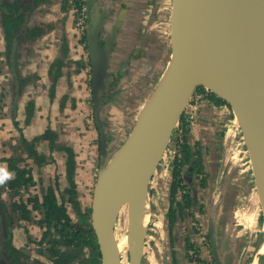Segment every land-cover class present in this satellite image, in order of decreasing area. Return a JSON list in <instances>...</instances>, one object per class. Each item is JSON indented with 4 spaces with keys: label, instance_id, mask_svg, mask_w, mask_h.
Listing matches in <instances>:
<instances>
[{
    "label": "water",
    "instance_id": "1",
    "mask_svg": "<svg viewBox=\"0 0 264 264\" xmlns=\"http://www.w3.org/2000/svg\"><path fill=\"white\" fill-rule=\"evenodd\" d=\"M86 4L89 17L87 53L101 156L90 223L100 264H122L114 239V226L123 206H127L128 213L131 212L128 227L136 241L129 247L127 264L143 263L148 226L139 227L132 209L143 195L149 199V183L199 87L224 101L236 120L249 157L264 223V79L245 82L238 66L244 61L243 55H248L251 60L258 59L252 54L259 52L262 55L263 41H249L246 50L251 53L238 52L234 59L235 45L247 24L264 26V0H171L170 59L140 107L129 134L112 152L101 125V108L107 103L104 94L109 89V55L115 40L103 38L104 45H99V35L102 28L105 29L107 16L103 13L95 15L98 9L95 0H86ZM126 65L124 62L122 68ZM209 234L216 264H231V261L233 264L234 253L226 254L221 262L212 223ZM4 240L5 230L0 216V262L11 264L4 254ZM226 242L224 238V244ZM225 250L229 253L227 246ZM169 263L167 253L165 264Z\"/></svg>",
    "mask_w": 264,
    "mask_h": 264
},
{
    "label": "crops",
    "instance_id": "2",
    "mask_svg": "<svg viewBox=\"0 0 264 264\" xmlns=\"http://www.w3.org/2000/svg\"><path fill=\"white\" fill-rule=\"evenodd\" d=\"M96 6L98 9L95 14L103 13L107 14L108 17L113 14L112 10L106 8L109 7L107 0H99ZM27 27H41L42 34L33 40L20 43L13 55L9 56V119H3L0 122V125L4 124L6 126L9 124V154L5 158L17 155L14 152V147H18L17 143L21 134L27 140H32L49 127L57 135L56 144L69 146L75 153V182L77 183L78 200L81 201L82 192L85 197H88L89 189L94 185L95 178L93 176H95L98 169V156L95 150L96 133L95 129L90 125L92 116L90 115L91 93L88 88L89 73H87L88 66H86L87 54L77 41L73 12L68 7L64 10L62 9V0H45L39 4L29 16ZM157 31L159 32V30ZM0 40L1 54V49L4 48L3 37ZM56 74L59 75V79L51 99L50 91L53 77ZM29 103L33 104V112L30 119L27 115ZM192 104H195L197 109V123L195 130L189 134V145L193 148L195 139L200 142L203 163L208 172L209 167L207 165L209 160L206 156V149L210 148L212 150L210 154L217 153L216 149L220 147L221 143L222 128L227 126L231 113L225 105L217 106L211 104L207 99L193 102ZM15 123L18 124L21 133L14 127ZM230 134L232 133L228 130L227 135ZM40 148L43 149L44 155L47 154L45 156H52V163H55V167L44 165L34 169L35 167L30 163L35 185L29 191L33 195H39L40 186H42L40 182L43 183V188L45 186L48 187L49 182L55 176L58 178L59 185L68 186L65 153L54 151L49 155L48 143L45 141L39 143L37 148V151L42 153ZM213 163L217 164L218 160L213 161ZM7 168V164L0 161V169L7 170ZM164 173L166 174L167 172L156 173L157 179L154 180L157 183H162ZM35 174L38 176L35 177ZM165 183H167L168 203L162 204L159 202V205H156L151 210L149 207L150 220L152 221L154 217L157 221L165 224H159L157 228L158 231L156 233L161 240L157 241L152 237L150 242L146 241L142 264H165L167 253L169 254L170 264H175L173 261L174 252H177L176 260L178 263L181 262L179 258L182 251V248H180L182 246L181 235H184V232L183 234L180 232L176 242H173L171 236L172 228H170L169 219L167 218V214L171 210L169 188L171 180H169V184L167 181ZM197 194H193L194 205L191 208L196 220H201L204 217L201 223H203V228H206V230L208 229L209 220H214L215 228L217 229V218L221 217L222 212L221 202L211 201L209 203L208 200H203L205 208L204 212H201L200 203L202 201L196 199ZM174 203H176L174 207L176 214L181 215L178 211L177 202ZM178 219L179 222L175 223L173 230L176 226L180 230L186 228L194 230L193 224L195 221L191 223V216L188 210H183L182 216L178 217ZM173 234H175V231ZM13 235V243L16 247L14 232ZM202 250V257L208 262L210 257L206 247L202 248ZM259 256L256 255V259ZM256 259L253 264H255Z\"/></svg>",
    "mask_w": 264,
    "mask_h": 264
},
{
    "label": "rangeland",
    "instance_id": "3",
    "mask_svg": "<svg viewBox=\"0 0 264 264\" xmlns=\"http://www.w3.org/2000/svg\"><path fill=\"white\" fill-rule=\"evenodd\" d=\"M144 1V3H142ZM104 2V1H102ZM109 3V7L107 9L112 10L111 17H107V21L105 22V29H103L102 36L104 40H115V43L112 46V50L109 55V63L110 70L108 76V82L113 80L112 76L117 74V70L120 72L121 79L118 81L116 86V90L119 92L114 98H111L108 103L102 106L101 108V125L104 129V135L107 137L108 149L110 152L120 144V142L129 134L132 129L136 116L140 110V107L145 102L146 98L151 93L155 84L159 80L162 75L168 59L171 56V29H170V10H171V0H107ZM142 5V6H141ZM105 8V5H104ZM115 9V10H114ZM105 13V9H104ZM96 15V14H95ZM159 30V32L157 31ZM169 30V37H168ZM3 37L2 30L0 28V39ZM170 39V40H169ZM82 42L85 43L84 38H82ZM1 44V40H0ZM2 50V49H1ZM3 55V51L1 53ZM0 54V122L1 120L9 119V59L2 56ZM127 62V65L122 68L123 63ZM88 62L86 63V66ZM88 68V67H87ZM123 70V76L121 75ZM116 72V73H115ZM112 73V74H111ZM110 74L112 76H110ZM110 87V86H109ZM109 91V89L107 90ZM105 90V96L109 98V94ZM117 93V92H116ZM202 97L199 95V92L195 93L193 99L191 101V105L184 112L183 116L185 118L194 117L197 111L195 104L193 102H199L202 100H206L207 98L198 99ZM211 104H213L209 99H207ZM92 99L90 102V115L92 116L90 119V125L95 129L96 137H95V150L98 156V169L100 164V144H99V133L94 120L93 115V106ZM137 107V108H135ZM226 107V106H225ZM8 110L6 113L5 111ZM229 112L230 109L228 108ZM231 114L230 123L226 126L227 128H234L236 125V120ZM9 121V120H8ZM8 126V127H7ZM15 127V126H14ZM226 127L221 131L220 139L224 138L223 131L227 133ZM16 128V127H15ZM223 136V137H222ZM226 138V134H225ZM224 138V139H225ZM39 144H37V148ZM41 151L43 150L40 148ZM46 150V149H45ZM225 152V150H224ZM229 155V152L225 154ZM9 154V124L0 125V157L5 158ZM43 154V151L42 153ZM51 152L49 151V155ZM170 153L166 151L164 159L160 163V167L158 171L155 172L151 182L149 183V191L151 192L149 201L150 210L153 209L156 205L160 203H168L167 198V183L165 173L163 174V182H156L157 179L156 173H160L163 165L169 159ZM47 155V154H45ZM248 159V155H245ZM50 157V156H49ZM49 157L46 156L47 159ZM224 157V156H223ZM222 157V158H223ZM30 161V162H29ZM2 163L7 164L5 161ZM30 163L35 167L34 169H38L42 166H37L33 160L27 159L26 164L28 168L32 170L30 167ZM227 163V162H226ZM230 165V163H228ZM235 165L229 167V174L231 172L232 175H228L230 180L227 179V182L230 183L231 186L237 189L238 196L242 197L241 204L237 207L234 214L229 217V222H232V225L228 226L227 231L223 232L228 234L229 227L232 226L233 238H231L232 244L230 245V241L227 240L222 247L227 246V252L220 253L221 259L224 260V256L226 254L230 255V253H234L239 255L242 253L245 254L244 260L247 258V254L250 255V260L256 259V248L260 245V243L264 239V223L262 220V208L259 204V200L257 198L255 184L252 175L245 171L244 169L247 167L249 163L245 166L241 165V163H233ZM45 165L54 166L55 163H47ZM4 166V165H3ZM22 166V165H21ZM44 166V165H43ZM224 166L222 164L221 168ZM232 167V168H231ZM53 168V167H52ZM95 173L93 178H96L98 174ZM32 173V172H31ZM234 175V176H233ZM38 176L37 174L34 175ZM33 177V176H32ZM155 177V178H154ZM155 179V180H154ZM34 180V179H33ZM67 180V178H66ZM42 181V180H41ZM47 181V180H45ZM53 181V180H52ZM49 182V185L52 183ZM75 181V176H74ZM44 182V180H43ZM68 182V181H67ZM228 183V186H230ZM75 184H77L75 182ZM40 190L38 198H42L46 190L43 188V183L40 182ZM69 185V183L67 184ZM62 186V187H61ZM68 186L59 185L58 190L55 189V194L57 199H60V194L62 190L66 189ZM77 190V185H76ZM88 197H85L82 192V200L81 208L86 211V209H90L91 206V193L93 191V187L89 189ZM224 190V188H222ZM227 190V188H226ZM82 191V189H81ZM78 193V191H77ZM216 195V194H215ZM214 195V198H215ZM2 199L6 203L8 208L9 206V192L5 190L2 192ZM39 198V200H41ZM67 210L72 217V220L76 222L77 217L74 213L70 204H65ZM159 208V207H158ZM133 210V209H132ZM159 210V209H158ZM131 213V212H130ZM130 213H128L127 206H123L118 214L117 221L114 226L115 237L117 240L120 237L129 231L128 227V219H130ZM133 213V212H132ZM34 221L41 219V215L34 211L32 213ZM15 218V216H13ZM135 218V217H134ZM16 226L13 230L15 233L14 241L17 249L24 251L31 258H36L44 262L45 264H51L45 257L41 256L38 253L37 241L41 239L43 229H40L34 222H15ZM148 228H147V237L146 241L150 242L152 237L155 240L160 241L161 238L158 237L157 231L159 224L165 225L163 222L157 221L156 218H152L150 220V216L148 219ZM199 230H202L203 226L197 224ZM175 233L178 231L179 233L182 231L178 229L176 226L173 230ZM195 232V230H194ZM198 233V232H195ZM178 235V233H177ZM176 235V237H177ZM223 239V238H222ZM146 248V247H145ZM147 250H149L147 248ZM86 251V250H85ZM226 251V250H225ZM129 252V247H123L120 251L122 257V264H127V255ZM227 255V256H228ZM253 257V258H252ZM247 258V259H249ZM249 260V261H250ZM257 264H264V254L260 255L258 259H256ZM146 262V260H145ZM170 264V263H169ZM233 264H237L234 262ZM253 264V263H252Z\"/></svg>",
    "mask_w": 264,
    "mask_h": 264
},
{
    "label": "trees",
    "instance_id": "4",
    "mask_svg": "<svg viewBox=\"0 0 264 264\" xmlns=\"http://www.w3.org/2000/svg\"><path fill=\"white\" fill-rule=\"evenodd\" d=\"M45 0H13L6 2L0 0V27L2 29L3 39L5 43V55L9 59L20 43L33 40L39 37L42 29L39 27H27V20L30 14L43 3ZM68 0H63L66 6ZM73 1V0H72ZM59 65V64H58ZM59 75L53 77V85L51 86V96L54 90L55 82ZM201 89L199 87L197 90ZM208 98L217 105L222 106L226 103L217 98L213 94H208ZM33 112V104L27 106V115L30 117ZM28 123V121H26ZM18 131V124H14ZM48 142L49 151H61L65 153L66 178L69 183L68 187L62 190L60 201L55 194L58 190L59 183L57 176L54 177L52 183L46 188L41 200L37 195L28 193L24 199L19 194V190L24 188L28 190L35 185L31 175V169L26 164L27 159L33 160L37 166H43L53 162L50 155L49 159L44 154L37 151V144L40 142ZM18 147H14L17 154L13 157L1 158L0 161L7 163L8 172L13 174V178L4 183H0V216L5 230L4 254L11 264H45L41 260L31 258L24 251L15 248L12 245V231L16 226L12 215L15 216L17 222H34L40 229H43L41 239L36 242L38 253L45 257L51 264H100V255L96 238L91 228L90 210L81 211L80 203L77 199L76 184L74 181L76 162L73 150L64 145L56 144V135L51 129L32 140H27L21 134L18 140ZM189 147L184 146V163L189 164L194 170L196 169V161L189 162L191 157H195V153H190ZM25 155V157H23ZM22 165V166H21ZM181 163L175 162L172 169L173 183L171 185L170 197L171 203L174 201L173 196L181 183L180 169ZM7 189L11 196V203L8 208L1 199L2 192ZM188 199V197H186ZM183 200V198H182ZM65 203L71 205L77 220L74 222L67 212ZM173 204L167 214L170 228L173 227L176 220L172 212ZM178 209L179 206H177ZM184 207V205H183ZM37 211L41 215V219L34 221L32 213ZM180 212V211H179ZM12 215H11V214ZM86 250V251H85ZM0 264H2L0 262Z\"/></svg>",
    "mask_w": 264,
    "mask_h": 264
},
{
    "label": "flooded vegetation",
    "instance_id": "5",
    "mask_svg": "<svg viewBox=\"0 0 264 264\" xmlns=\"http://www.w3.org/2000/svg\"><path fill=\"white\" fill-rule=\"evenodd\" d=\"M4 1L12 2L13 0L12 1L4 0ZM95 1H96V3H98L99 0H95ZM67 7L70 8L71 11L73 12V23H74V29H75L76 35H77V41L85 49V52H86L87 58H88V53H87L88 52V49H87L88 29L87 28H88V24H89V17H88V13H87L86 0H73V1L68 0L66 2V6L63 5V0H62V9L64 10ZM82 13H83V25H84L83 28H84V30L82 32H79L76 29L77 28L76 25H77L78 18ZM27 22H28V20H27ZM33 28H35V27H33ZM39 28H41V27H39ZM103 32L104 31L102 29V31L99 35V45L100 46L104 45V42L102 41V39H103L102 33ZM168 37H169V30H168ZM82 38H84L85 43L82 42ZM3 44H4V48H2V51H3L2 56L6 57V55H5L6 49H5L4 39H3ZM16 50L17 49H15L14 52ZM2 51H1V53H2ZM170 52H171V49H170ZM169 59H168V61H169ZM87 62H88L87 73H89L88 88H89L90 93H91V99L94 102L93 95H92L91 67H90L89 58H88ZM166 66H167V64H166ZM111 74H110V76H112ZM58 79H59V77H58ZM112 79L113 80L109 81L110 87H109V91H107V93L109 94V98H107V103L111 98H114L116 95L119 94V92L115 89L117 84H118V81L121 79L119 70H117L116 75L112 76ZM56 83H57V81L54 84L56 85ZM52 85H53V83H52ZM54 88H55V86H54ZM54 92L55 91L53 90L52 96H51V91H50V98L51 99L53 97ZM197 92H199V95L202 96V97H199L198 99H202V98L209 99L208 94H210V93L208 91H206L205 89L201 88L199 90H196V93ZM209 100L211 101V99H209ZM93 102H92V106H93ZM226 107L229 108L227 105H226ZM93 115H94V111H93ZM30 117H29V119H30ZM230 122L231 121L229 120L227 122V125ZM196 123H197V111L195 113V116L192 118L190 117L187 119V118H185V116L182 115V117L180 118L181 131H178V136L172 138L171 142L168 145L167 152L168 153L171 152V154H170V157H168L169 159L163 165V167L161 169V173H163L164 171L167 172L166 174H168V175L165 174L166 177L168 176V179H166V181L169 184V180H171L170 187H169L171 190V185L173 183V177H172L173 176L172 175L173 164L175 162L182 164L181 169H180L181 183L179 185V188H177L175 195L173 196L174 201H172V203H171V205H172L173 202H177V206H179V208H180V209H178V211H180L179 213L181 215L176 214L177 212L175 211V208H174L176 203H174V205H173L174 211L172 210V212H174L173 217H175V220L177 222L179 220L178 217L182 216L183 210H188L189 214L191 216V219H190L191 223H192V221L193 222L195 221L193 224L194 225L193 229L195 230V232H198V233H195L194 230H189L188 228L181 230L182 234L184 232V235H181L182 246L180 248H182V251H181V254L179 256L180 261H181L179 263L180 264H190V263H193V264H216L215 256H214V253H213V250L211 247L210 238H209V236H210L209 225H210V223H212L215 227V222H214V220L211 221V219H210L208 226H207L208 229L206 230V228H202V230H199V228L197 227V224L200 226H203V223H201V221L204 220V217H202L201 220L200 219L196 220V216L192 212L191 208L194 205V199L192 198L193 194L198 193L196 199L202 201L200 203V211L201 212H204V208H205L203 200H208L209 203H211V201L212 202H221L222 212H221V217L217 218V229L215 228V238H216V243H217V252H219V257H220V260L222 262L223 260L221 259L220 253L222 252L221 254H223V249L225 252V247H222L224 244V238H225V242L229 239V241L231 243V238H233V233H234L232 231V226L229 227L230 230H229L228 234L225 233L228 229V226L232 225L231 222L228 223L229 222L228 216L231 217L234 214L237 207L241 204V201H242V197L238 196L237 189L234 188L233 186H231L229 182H227V179L230 180V178H228L229 177L228 175H232L231 172L229 174V167H230V165L231 166L235 165L233 163H241V165H243V166H245L247 163H249L247 165V167L245 166L246 168L244 170L248 171L251 175H252V170L250 167V162L249 161L246 162L247 157L245 155H247V150H246V147L244 145L242 133L240 132L239 127L237 125H235L234 128H231V127L227 128L225 126L227 133H225L224 131L222 133H223L224 138H225V134H226V138L225 139L222 138V140L220 139L221 143L219 145L220 147H217V149H216L217 153L210 154L212 152V150L210 148L206 149V156L208 157V160H209V163L207 165V167H209V168H208V172H207L205 169V165L203 163L202 148H201L200 142H198L197 139H195V143H194L193 148H191V146L189 145V134L193 130H195ZM47 129H50V128L48 127ZM228 130L231 131L232 134L227 135ZM56 141H57V135H56ZM185 145L187 147H189V149H190L189 151L191 154L192 153L196 154L195 157H191L190 161H189V162L196 161L197 166H196L195 170L192 167H190L189 164L184 163V146ZM226 148H227V152H229V155H228V153L225 154ZM224 150H225V152H224ZM23 156H25V155H23ZM248 159H249V157H248ZM217 160H218L217 164L213 163V161H217ZM223 163H224V166L221 168ZM228 163H230V165ZM159 167L160 166H158V168ZM75 173H76V169H75ZM31 175H32V173H31ZM95 181H96V178L94 180L93 191L91 193V205H92ZM252 181H254V179ZM228 183L230 186H228ZM222 188H224V190H222ZM226 188H227V190H226ZM29 189L26 190L24 188H21L19 190V194L22 197V199L26 198L28 196V193L31 194ZM5 190H7V189H5ZM203 190L205 191V193ZM214 195H215V198H214ZM78 196L79 195L77 194V199H78ZM186 197H188V199ZM182 198H183V200H182ZM1 199H2V196H1ZM11 201H12L11 196H9V204L11 203ZM58 201H60V199H58ZM79 203H80V207H81V202L79 201ZM65 204H68V203H65ZM216 204H215V209H216ZM183 205H184V207H183ZM86 210H90V214H91V206H90V209H86ZM81 211L84 212V210L82 208H81ZM67 212H68V210H67ZM68 214H69V212H68ZM69 216H70V214H69ZM12 218H13V215H12ZM71 219H72V217H71ZM13 220H14V222H16L15 218H13ZM262 220H263V217H262ZM174 226H175V224L172 227L171 236H172L173 242H176V238H178L180 233L177 231L175 234H173ZM223 226H224V228H223ZM222 228L225 230V232L222 231ZM177 233H178V235H177ZM176 235H177V237H175ZM12 236H14L13 231H12ZM12 245L14 246L13 238H12ZM205 247H206V250L208 251V254L210 257L208 262L202 257V252H203L202 248H205ZM242 253L243 252H241V254H239V255H236L234 262H236L237 264H252L254 262L255 259H252L253 261L250 260L251 258H249L250 257V255H248L249 253L247 254V258H249V259L246 258L244 260L245 254L242 255ZM176 256H177V252H174L173 253V261L175 264H179L178 261L176 260ZM229 260H232V259H229ZM231 264H232V261H231Z\"/></svg>",
    "mask_w": 264,
    "mask_h": 264
},
{
    "label": "bare ground",
    "instance_id": "6",
    "mask_svg": "<svg viewBox=\"0 0 264 264\" xmlns=\"http://www.w3.org/2000/svg\"><path fill=\"white\" fill-rule=\"evenodd\" d=\"M239 36L240 37L235 45L234 59L236 57V54L238 55V52L242 53L243 51V54H246L247 52L251 53L249 50H246L247 49L246 44H248L249 41L253 43L258 41L260 42L263 41L262 43H264V26H261L259 24L253 25L251 23H248ZM258 53L255 52L254 54H252V56L254 57L257 56L258 59L251 60L249 59L248 55H243L244 61L242 63L241 62L238 63L241 78L245 82H255L264 79V60L262 59L264 58V52L262 53V55ZM133 211H134V217L137 218L139 227H141L142 229L146 228L148 226L147 222L150 216L149 201L146 195H143L137 206L133 208ZM114 239L119 254L123 247H131L136 243L131 231L130 232L127 231L126 233H124L119 240L116 239L114 232ZM256 250H257L256 251L257 256L264 254V239ZM255 264H257L256 261Z\"/></svg>",
    "mask_w": 264,
    "mask_h": 264
},
{
    "label": "built area",
    "instance_id": "7",
    "mask_svg": "<svg viewBox=\"0 0 264 264\" xmlns=\"http://www.w3.org/2000/svg\"><path fill=\"white\" fill-rule=\"evenodd\" d=\"M77 30L79 31V32H82L83 30H84V28H83V13L79 16V18H78V21H77ZM192 118V117H191ZM178 131H181V128H180V121H179V123H178V125L176 126V128H175V131H174V134H173V136H172V138H174V137H177L178 136ZM172 140V139H171Z\"/></svg>",
    "mask_w": 264,
    "mask_h": 264
},
{
    "label": "clouds",
    "instance_id": "8",
    "mask_svg": "<svg viewBox=\"0 0 264 264\" xmlns=\"http://www.w3.org/2000/svg\"><path fill=\"white\" fill-rule=\"evenodd\" d=\"M12 178H13L12 173L8 172L7 170L0 169V183H4Z\"/></svg>",
    "mask_w": 264,
    "mask_h": 264
}]
</instances>
